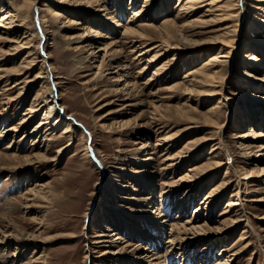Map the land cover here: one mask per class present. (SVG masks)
<instances>
[{
	"label": "rangeland",
	"instance_id": "obj_1",
	"mask_svg": "<svg viewBox=\"0 0 264 264\" xmlns=\"http://www.w3.org/2000/svg\"><path fill=\"white\" fill-rule=\"evenodd\" d=\"M131 1L107 3L108 18L75 11L58 18L55 13L62 14L64 4L56 0H38L29 13L19 9L24 0H0V21L7 13L2 8L13 13L11 28H0V34L26 44L7 62L9 57L3 53L10 46L0 42V151L18 156L46 154L45 159L35 160L28 167L0 175V210L8 205L17 207L5 233L16 234L19 227L23 233L40 235L38 238L46 243L36 246L28 241L20 245L17 240L9 248H1L0 256L10 264H154L159 263L158 253L167 254L166 264H264V171L260 175L264 168V85L254 89L241 76L245 70L251 77L264 76V41L256 52L261 62L244 61L241 40L229 44L233 58L239 56L237 65L229 74L224 72V81L217 79L215 86L204 84L199 71L222 44L195 52L188 42H179L183 50L165 53L166 44H161L160 31L155 27L176 17L180 0H150L149 7L145 6L147 0H136L135 6H130ZM44 2L47 9L42 11ZM134 9L142 11L136 15ZM206 9L185 11L189 15L184 14L185 21L180 19V24L197 19ZM248 9L246 16L243 12L239 33L252 45L250 34L259 14H250ZM240 13L235 9L232 22L223 20L211 33L200 34L205 30L200 26L186 29L188 34L200 32H194L192 38L196 40L211 41L208 39L214 35L233 31ZM73 19L83 22L82 27L89 25L105 34L107 41H117L124 61L128 68L131 66L130 83L139 84L134 90L136 97L126 102L122 93L113 91L108 79L99 80L95 86L98 80H93L95 69L90 63L93 50L72 41L78 32L71 26ZM126 24L148 25V39L127 33ZM259 31L264 34V29ZM176 42L170 40L174 45ZM81 58H85L84 63H79ZM31 61L35 62L31 72L18 75L12 71L16 66L27 68ZM33 80L24 88L23 82ZM48 83L54 90V107L61 109L64 123L53 128L57 120L46 119L45 107L21 127L25 114L43 105L44 90H40ZM222 88L231 91L228 98L233 106L231 110L217 108L215 118L219 119L208 120V112L222 99L217 94ZM39 93L41 99L37 98ZM125 105L128 109L121 113ZM45 121L48 124L36 130ZM139 125L147 126L142 134L140 128L136 130ZM12 128L17 131L7 133ZM255 131L262 137L249 153L251 147H247L254 141ZM90 148L103 167L88 156ZM244 150L250 154L248 158ZM146 157L150 160L142 163ZM168 157H172L169 162ZM215 162L218 167L201 170ZM140 170L150 173L140 174ZM242 171L249 174L241 175ZM145 179L152 185L148 190L143 185ZM30 189L34 195H26ZM39 193L47 197H34ZM152 193L156 196L152 201L167 219L158 249L147 243L152 231L143 217L154 205L139 201L144 196L152 197ZM24 195L31 200L19 198ZM238 198L239 204L233 206ZM32 203L34 209L23 208ZM40 220L45 221L43 228ZM199 224L204 227L198 228ZM184 225L190 229L187 233ZM172 235L179 240L171 248ZM135 248L140 251L134 255ZM169 249L174 250L172 257ZM104 250L119 253L104 254Z\"/></svg>",
	"mask_w": 264,
	"mask_h": 264
},
{
	"label": "bare ground",
	"instance_id": "obj_2",
	"mask_svg": "<svg viewBox=\"0 0 264 264\" xmlns=\"http://www.w3.org/2000/svg\"><path fill=\"white\" fill-rule=\"evenodd\" d=\"M37 1L38 0H24V2L21 4V6H19V9L29 13L32 10V8L35 7ZM52 1H55V0H52ZM56 1H59L60 3L62 2L64 4V7L62 9L63 13L62 14L60 12L55 13V17H58V18H60V16L65 15V13L72 15L73 13L71 11H75V13H81V14L85 13V15H89V16L91 15V16L98 17V18L107 17L110 14L107 3L113 2V0H106L105 1L106 4H105L104 0H56ZM135 1L136 0H132L130 3V6H135L134 5ZM84 5H86V6L84 7ZM150 5H151V1L147 0L145 6L149 7ZM45 6H47V2H44V8L42 9V11L47 9ZM71 6H75V7L72 8ZM178 6H179V8H178L179 10H178V14L176 15L175 18L170 19V20L168 19L167 21L163 22L161 26L155 27V29H158L160 31V35H161V38L163 41L161 44H166V48L164 49L165 53H167V51H170V50H177L179 53V51L183 50V48H182V46H180V44H179V46L177 45L179 42H182V43L188 42L189 47L192 48L191 50L195 51V52L202 51V48L203 49L208 48V45H210L214 49H216L215 46H217V44H219V43L222 44V46L220 45V50L217 51L218 49H216L215 52L213 51L214 53H213L211 59L208 60L204 64V66L202 65L203 68H201L202 70L199 71L200 75H201V82L202 83H204V84L207 83L209 85L215 86V82L217 79H222V81L225 80V77H223V75H225L224 72L226 71L229 74L230 69L233 66L237 65V62H238L237 58L239 57L238 55H236V58L235 59L233 58L234 51H233L232 47L229 46V44H234V42H236L238 40L242 41L241 50L245 51V52L243 51L244 55H242V56H244L243 58H244V61H246V63L247 62H254V61L255 62H261L262 61L261 58H259L256 55V52L259 51V49H260L259 44H262V42L264 41V34H261L262 31H259L260 29H264V15H261L258 12V10H260L264 14V0H256L255 4H252V0H243V1L242 0H180V4ZM82 7H84V8H82ZM200 7L207 8L205 11H203L202 15H200L199 17L197 16L198 17L197 19H194V20L190 19L189 21H186V23L182 22L183 24H180L179 21L182 20V18L184 17V14L189 15V13H186V12H190V11L196 12V10ZM246 7L250 9V14L251 13L256 14V12L259 14V17L258 18L256 17L257 22L256 23L253 22L254 23L253 24L254 31L250 34V36H251L250 42L254 43L252 45L247 44L246 41H248V40H245V39H249L248 37L243 38L242 33H239L240 25H241V19L243 18V12H244L245 16L247 14L246 13ZM131 9H133V7H131ZM235 9L240 10L241 13L239 15V19L237 20L238 22L235 23L233 26L234 27L233 31H231V29H228V30H226V32L220 34V36H218V35L212 36L210 39H208L211 41H207V42L203 41V40H206V38H204V39L202 38L203 42H201L200 39L196 40V39L192 38L193 36H195L194 34L196 33L195 32L196 30L194 31L195 33L193 32V34H191V33L188 34L189 29H186V27H189V28L192 27V29L193 28L195 29V27H197V26H200L201 29H205V30H201V33L199 32L200 34H207V33L214 32L216 30V27H218L217 25H219V23L222 22L223 20L231 19V22H232V19H233L232 14H233ZM3 11L7 12V13H4ZM133 11H137L136 12V15H137L142 10H135L134 9ZM143 11H144V9H143ZM2 12L4 13V15H3L4 17L2 18L3 21H0V28L6 29V31H7V29L11 28L12 21H10L9 19H10V16H13V13L11 10H9V8L8 9L2 8ZM190 14H192V13H190ZM43 16H45V15H43ZM92 19H94V18H92ZM187 19H188V17L186 18V20ZM182 21H185V20H182ZM83 24L84 23L81 22L79 19H73L71 21V26H76V30L78 31L77 35L72 36L71 39L74 42L80 43V45H83V47L90 46V48L93 50L92 53L90 54V60H92V62H90V63L93 66L92 68L95 69V75L93 77L94 78L93 80L95 82L98 80L97 83L95 84V86L99 85L98 84L99 80H101V79L107 80L108 79V80H110L111 86H113L114 92H116L118 95H119V93L120 94L122 93L126 98V102L131 100L132 97L135 96L134 90L138 89L139 84H137L136 82L130 83L129 79L131 78V66L128 68L127 63L124 61V58H123L124 56H122L121 50H119L117 47V41L114 39L107 41L106 38L108 36L106 37L105 34L97 32V30L92 29L91 26L89 27L88 24H87L88 26H83V27L80 26ZM127 24H129V23H127ZM127 24L125 26L127 33H129L131 35H137L138 37H140L142 39H146L148 37L147 34H145V32L147 30L146 27H149L148 25H141L138 27H134L133 25H127ZM211 27H214V28H211ZM209 28H211V29H209ZM199 33H196V35ZM257 34H260V35H257ZM195 38H197V36ZM170 40H176L177 42L174 45V44L170 43ZM0 42H2L4 44L6 43L10 46L9 49L7 51H5V53H3L5 55H8V57H9L7 59V62L13 60L21 51H23V49H25V46H26V44L20 45V42L18 40H16L15 37L14 38L9 37V36L4 37V35L2 36L1 34H0ZM85 43H87V44L85 45ZM20 46H22V47H20ZM231 46H233V45H231ZM157 47H159V46H157ZM154 48H156V47H153V49ZM0 52H2V51L0 50ZM101 52L103 53V56L101 55L102 54ZM96 53H98V55ZM142 54H144V52ZM100 56H102V59L99 61ZM176 57H177V55H176ZM84 60H85V58H81L79 63H84ZM33 62L30 63L27 66V68H24L21 66L13 67L12 71L15 72L14 74H18V75L19 74H25L26 70H28L27 73L29 71L31 72L34 68L35 62L34 63ZM84 66H82V67H84ZM141 72H142V70H141ZM40 73H42V72H40ZM248 73H249L248 70H245V72H243V74L241 75L242 77H245L246 79H248L249 82L246 84H248L251 87H254V89L255 88L256 89L261 88L262 85H264V76L262 78L251 77ZM90 74H92V73H86L85 75L88 76ZM108 76H110V77H108ZM43 77L44 76L36 77L34 80H36L37 78H43ZM34 80L23 82V83H25L24 88L31 85V82H35ZM152 80H154V79H152ZM245 82H247V81H245ZM223 83H221V84H223ZM146 84H148V83L146 82ZM14 87L15 86H13V88ZM96 88L97 87H94V89H96ZM187 89H189V88H187ZM209 89H211V88H209ZM262 89H264V88H262ZM40 91L41 92L43 91V98H44L43 99V105L38 106V107H32L31 111L29 110V113H26L24 116V119H22L21 127L25 124V122L29 123V122L33 121L36 113L39 112L40 109L45 108V107L47 108V113H48L46 119L52 118L53 121L57 120V123L53 125V128H56L57 126H60L64 123V120H62V117H61V113H62L61 109H57L56 107H54V104H53L55 95H54V90L52 88V85H50L49 83L43 84ZM191 91H192V89H191ZM213 92H216V91H213ZM213 94H215V93H213ZM217 94H221L222 99L218 102V105L215 107V109H213V111L210 110L208 112V120L219 119L218 116H217V118H215L216 113H218L217 108L226 107L228 110L229 109L231 110V108L233 106L232 103H230L231 99L228 98V94H231V91H229L227 89L225 91L222 88V91L217 92ZM39 95H40V93L37 96H39ZM44 95H45V97H44ZM37 98L41 99L42 96H39ZM225 100H226V102H225ZM124 103H125V101H124ZM37 105L38 104H36V106ZM129 105H131V104H128V106ZM121 106H123V104ZM125 109H128L127 105H125L123 107V109H121L120 112L124 113L123 110H125ZM115 112H117V111H115ZM41 124H42V126H39L38 128H36V130L37 129H39V131L42 130V127H44L48 123H46V121H45ZM145 126L144 125L137 126L136 130L140 128L139 134H142L143 132L146 131V130L142 129ZM68 128H69V126H68ZM147 130H148L147 133L151 132L150 131L151 129H149V127L147 128ZM14 131H17V129H14V128L8 129L7 133H11ZM68 131H69V129L66 130V132H68ZM253 134H254V138H253L254 141L250 142L251 144H248V147H247V149L251 147V150H249L250 151L249 153H251L253 151V149L257 146V145H255V144H257V140H259V138L262 137L261 133H259L257 131H255ZM245 135L246 136L244 138H247L248 134L245 133ZM238 138H240V137H238ZM46 141L50 142V140H48V139H46ZM70 143L71 142L69 141L68 145L72 144V143L71 144ZM262 148L261 149L264 150V142L262 144ZM262 150H261V154L259 156L262 155ZM93 153H95V152H94V150L91 151V149L88 152V156L91 157L92 159H93ZM242 153L247 158H248V156H250V154L247 153L246 150H244ZM149 154L150 153H146V156H148ZM45 155L44 154L43 155L42 154H34L32 156L31 155L18 156L17 154H10L7 151H0V175L6 171L11 172L14 169L18 170V169H22L23 167H28L31 164H33V162L35 160H36L35 162H37V160L39 161V160L45 159L46 158ZM94 155H96V154H94ZM149 160H150V157H146L144 160H142V163L149 161ZM167 160H168V162L171 161L172 157H168ZM100 163H101L100 166L103 167V163L101 160H100ZM216 166L218 167L219 163H216L213 165L210 163L209 165H207V167L202 166L201 170H203V172L204 171L206 172L209 169L211 170ZM122 170H124V169H122ZM263 171H264V168L260 170V172H261L260 175L263 174L262 173ZM144 173L148 174L150 172L147 173L146 171H141L140 174H144ZM248 174L249 173H244V171L241 172V175L246 176ZM186 176H189V175H186ZM148 180L149 179H145L144 184H143V185H145L144 188H146L147 190L152 186V185H150V181H148ZM176 186H178V184ZM2 190H3V188H2ZM27 194H33L34 195V193L31 189L26 193V195ZM40 194H42V197H45V198L47 197V196H45V193L44 194L39 193V195H36L34 197L38 198V196H40ZM19 198L25 199L26 202H29V200H31V199H27L29 197L28 196L25 197V195L20 196ZM32 199L34 200V198H32ZM152 199H156V196H154L153 193H152V197L147 198L146 196H144V197L140 198L139 201L141 203H143L144 201L145 202L151 201L150 203H153V205H154L150 208L149 211H147L146 213H143V217L146 220L147 226L152 231V234L150 235V237H146L147 243L149 245H151V247H153L154 249H158V247H161V245H162L161 239L163 237V234H160V232L162 230H164V226H165L164 222L167 219L164 220L165 216L161 210L159 211L160 208H158L160 206L155 204V201L153 202ZM239 200H240V198H238L237 202L233 203L232 205L233 206L238 205ZM253 200H255V199H253ZM0 207H1V205H0ZM33 207H36L35 203L28 204V205L26 204L23 208L34 209ZM16 208H17L16 206H9L8 205L7 208H2L0 210V249L1 248H6V249L9 248L11 245H14V243L17 240H19L18 242L21 243L20 245H22V244L24 245L25 242H28V241H29L28 242L29 245L35 244L36 246H40V244H45L46 242L44 241V239L42 240L41 238H38V237H40V235H34V234L29 235L27 233H23V231L22 232L19 231L20 230L19 227H17L18 229H15V231L17 232L16 234H12V233L6 234L5 233L8 231L4 230V229L5 228L7 229L12 225L11 217L15 214L14 212L16 211ZM18 208H20V207H18ZM199 210H200V207H197L196 211H199ZM86 215H87L88 219L92 218L91 217L92 215L90 214L89 211H88V213H86ZM188 221H190V220H188ZM4 222H7L8 224L6 225V224H4ZM44 223H45L44 220H40L39 225H41L40 226L41 228H43ZM185 226H187V225H184V230L187 233V230H190V229L189 228L187 229V227H185ZM202 227H204V225L198 226V228H202ZM193 228H195V227H193ZM199 235L200 234L198 233L197 238H199ZM139 236L142 237L143 233H140ZM174 236L175 237H173V235H172V238L169 241V242H171V245H170L171 248L174 245L177 246L176 241L179 240L178 239L179 236H177V235H174ZM142 238H144V237H142ZM155 239H156V241H155ZM187 239H189V238H187ZM100 242H105V241H98L97 243H100ZM174 250L173 251L170 250L167 252V253L170 252V255H169L170 257H172L171 254L174 253ZM119 251L121 252L122 249H120ZM139 251H140L139 248L138 249L135 248L133 251V254L134 255L138 254L137 252H139ZM103 253L104 254H106V253L107 254L108 253L117 254L119 252L117 250H115L114 253H111L108 250H104ZM152 255H155V254L152 253ZM157 255H158L157 259H160V260H159V263H154V264H166L167 263L166 262L167 254L159 255L157 253ZM137 258H135L136 259L135 261H137ZM10 263L11 262L8 259L4 260V257L0 256V264H10ZM139 264H145V263L143 261L142 262L140 261Z\"/></svg>",
	"mask_w": 264,
	"mask_h": 264
},
{
	"label": "water",
	"instance_id": "obj_3",
	"mask_svg": "<svg viewBox=\"0 0 264 264\" xmlns=\"http://www.w3.org/2000/svg\"><path fill=\"white\" fill-rule=\"evenodd\" d=\"M91 151L93 150V148H90ZM95 153H93V159L95 160V162H97L99 165L101 164L100 163V160L96 157V155H94Z\"/></svg>",
	"mask_w": 264,
	"mask_h": 264
}]
</instances>
